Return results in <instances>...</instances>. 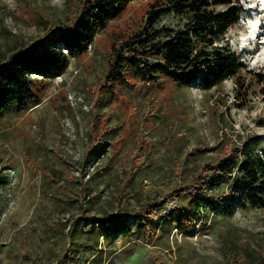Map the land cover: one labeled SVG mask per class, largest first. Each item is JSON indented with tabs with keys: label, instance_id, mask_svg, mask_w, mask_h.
Masks as SVG:
<instances>
[{
	"label": "rangeland",
	"instance_id": "obj_1",
	"mask_svg": "<svg viewBox=\"0 0 264 264\" xmlns=\"http://www.w3.org/2000/svg\"><path fill=\"white\" fill-rule=\"evenodd\" d=\"M153 1L127 5L85 54L70 56L60 78L46 80L45 91L35 84L39 104L0 114V264H264V209L207 215L188 198L173 199L232 141L256 135L264 156V85L249 71L264 70V15L256 49L259 32H250L264 3L249 13L247 1L228 0L240 19L217 45H229L244 67L221 85L161 78L150 86L129 73L131 84L100 89L108 47L144 23ZM77 3L0 0V59L66 28ZM187 23L166 12L156 27L165 35ZM95 135L100 146L90 150ZM230 188L219 185L215 194ZM156 200L152 234L137 214ZM111 214L129 216L126 234L101 235L92 220Z\"/></svg>",
	"mask_w": 264,
	"mask_h": 264
},
{
	"label": "trees",
	"instance_id": "obj_2",
	"mask_svg": "<svg viewBox=\"0 0 264 264\" xmlns=\"http://www.w3.org/2000/svg\"><path fill=\"white\" fill-rule=\"evenodd\" d=\"M134 1L78 0L66 28L0 59V114L39 104L35 84L43 86L42 91H45L46 80L64 74L70 56L85 54L108 21L119 18ZM220 3L226 5V9H213L210 0L151 2L144 23L108 47L107 69L99 88L129 85L132 83L129 73L150 86L161 78L182 87L199 79L203 87L211 88L234 77L244 65L229 45L220 47L217 41L227 35L229 26L239 21V11L231 1L221 0ZM166 12L184 16L188 23L181 29H167L165 35H159L156 24ZM249 71L258 85H264V70ZM34 75L41 79H35ZM236 84H240L238 79ZM244 85L241 83L238 91L245 89ZM90 145V150L100 146V135L91 137ZM259 146L260 139L256 135L247 137L241 145L232 141L216 161L204 163L190 183L175 188L173 199L188 198L196 212L203 208L207 215L220 209L223 216L230 217L236 207L245 209L248 205L264 209V156L258 152ZM222 184L231 186L230 191L215 194ZM160 202L148 203L137 214L142 227L152 234V224L160 218ZM92 221L98 223L101 235L109 237L115 233L126 234L130 229L127 215L111 214Z\"/></svg>",
	"mask_w": 264,
	"mask_h": 264
},
{
	"label": "bare ground",
	"instance_id": "obj_3",
	"mask_svg": "<svg viewBox=\"0 0 264 264\" xmlns=\"http://www.w3.org/2000/svg\"><path fill=\"white\" fill-rule=\"evenodd\" d=\"M263 2H264V0H263ZM257 9V8H256ZM258 11H255L254 12V14H255V17H257V21H255V22H252V29H251V36L252 37H256V35H257V33L259 32V34H258V37L257 38H255V42L253 41V44L255 45V46H253V48H255L256 49V46L258 45V40L261 38V36H262V32H261V28H260V26L262 27V18L263 17H261L262 15H264V14H261V11H259V9H257ZM262 12H263V10H262ZM261 14V15H260ZM254 33V34H253ZM250 36V37H251ZM249 38V37H248ZM245 39V38H244ZM243 42H246V41H243ZM249 44V43H248ZM246 46H247V44H246ZM249 46V45H248ZM242 47H244V46H242ZM250 47V46H249ZM248 48V47H247ZM257 51V50H256ZM255 51V52H256Z\"/></svg>",
	"mask_w": 264,
	"mask_h": 264
},
{
	"label": "clouds",
	"instance_id": "obj_4",
	"mask_svg": "<svg viewBox=\"0 0 264 264\" xmlns=\"http://www.w3.org/2000/svg\"><path fill=\"white\" fill-rule=\"evenodd\" d=\"M245 1L248 2V5H245V3H243V2H242L243 3L242 5L245 6L244 10L246 12H249V13H250V11H252L254 9V7H256L257 3H259L260 5L264 3L263 0H256V1L255 0H245Z\"/></svg>",
	"mask_w": 264,
	"mask_h": 264
},
{
	"label": "built area",
	"instance_id": "obj_5",
	"mask_svg": "<svg viewBox=\"0 0 264 264\" xmlns=\"http://www.w3.org/2000/svg\"><path fill=\"white\" fill-rule=\"evenodd\" d=\"M64 52H66L67 53V50L65 49V48H63L62 49ZM61 76V75H60ZM60 76H56L55 78H60ZM34 77H38V78H41L40 76H38V75H34ZM69 100H71V102H73V101H75L76 100V103H79V99H76L75 98V96L74 95H72V94H69ZM97 225H98V223L97 222H95Z\"/></svg>",
	"mask_w": 264,
	"mask_h": 264
}]
</instances>
